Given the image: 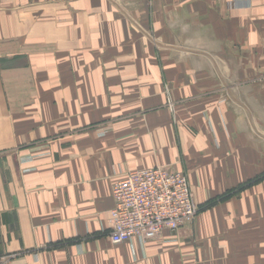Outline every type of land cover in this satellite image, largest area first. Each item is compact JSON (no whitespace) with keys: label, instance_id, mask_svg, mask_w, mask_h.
Segmentation results:
<instances>
[{"label":"crops","instance_id":"0c3cea01","mask_svg":"<svg viewBox=\"0 0 264 264\" xmlns=\"http://www.w3.org/2000/svg\"><path fill=\"white\" fill-rule=\"evenodd\" d=\"M152 167L195 220L111 244ZM0 261L264 264V0H0Z\"/></svg>","mask_w":264,"mask_h":264},{"label":"built area","instance_id":"2783aa9c","mask_svg":"<svg viewBox=\"0 0 264 264\" xmlns=\"http://www.w3.org/2000/svg\"><path fill=\"white\" fill-rule=\"evenodd\" d=\"M111 196L109 240L113 245L132 240L144 245L165 231L191 224L198 212L187 176L160 167L124 174L112 184Z\"/></svg>","mask_w":264,"mask_h":264}]
</instances>
